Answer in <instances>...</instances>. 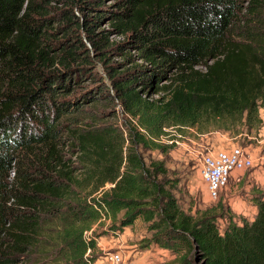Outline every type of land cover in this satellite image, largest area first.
I'll list each match as a JSON object with an SVG mask.
<instances>
[{"label": "trees", "instance_id": "obj_1", "mask_svg": "<svg viewBox=\"0 0 264 264\" xmlns=\"http://www.w3.org/2000/svg\"><path fill=\"white\" fill-rule=\"evenodd\" d=\"M263 106L264 0H0V264H91L95 225L140 219L163 264H264V193L221 229L222 204L186 212L144 156L175 148L169 129L258 132Z\"/></svg>", "mask_w": 264, "mask_h": 264}, {"label": "rangeland", "instance_id": "obj_2", "mask_svg": "<svg viewBox=\"0 0 264 264\" xmlns=\"http://www.w3.org/2000/svg\"><path fill=\"white\" fill-rule=\"evenodd\" d=\"M101 32L109 34L111 42L117 43L122 40V37L110 33L111 25L108 22H102V26L97 29V33ZM82 37L84 42H87L84 34H82ZM100 56L96 52L92 54L94 60L91 68H93L95 76L106 83L110 89V93L114 94V90L111 88L107 76L108 70L105 65L100 62ZM108 57L110 58V61L108 62L110 65L124 63V59L119 55L111 53L108 54ZM99 110L106 113L115 111L117 117L113 122L125 125L126 117L124 116L121 107L118 105H101ZM260 113L263 115L262 118L264 120V110L260 109ZM263 128L264 125H262V129ZM191 130H189L185 136H182L175 129H169L168 137H177L174 141L175 148L167 156L159 151H144L145 159L147 163L151 160L165 162V165L169 170V179L175 181L177 184L174 193L177 196L180 205L186 212L197 215L199 212L205 211L206 209L217 208L220 210V205L222 204L225 209V217L220 218L218 223L221 229H225L227 226V217L232 215L229 202H222L221 197L217 201L209 198L207 184L204 182L200 174L201 159L204 154L217 153L219 151H231L235 148L248 149L250 148L251 143L255 142V134L257 133L253 131L249 134L245 129L241 130L242 133L239 135H235L231 132L216 131L212 132L215 133L213 136L201 138L197 136L196 130ZM213 137L215 138L213 139ZM262 151L264 152L263 149ZM255 163L254 160L253 168H255ZM248 171L245 172L246 175ZM195 176H197L196 182H194ZM191 189L193 190V194H190ZM100 223L102 224L95 225L93 230L95 231L94 233H97V235L100 236L95 238L97 250L95 252L91 251L88 255L89 258H93V255L94 257L96 255L95 261L91 264H108L105 259L107 253L117 250L131 251L141 264H163L176 258V255H173L170 251L168 254H163L162 248L156 245L146 246V241L151 238L152 233L148 231L147 223L141 219L133 226L127 227L122 232H117L116 234L109 230L111 221L102 220ZM93 237V233L87 234L88 239Z\"/></svg>", "mask_w": 264, "mask_h": 264}, {"label": "built area", "instance_id": "obj_3", "mask_svg": "<svg viewBox=\"0 0 264 264\" xmlns=\"http://www.w3.org/2000/svg\"><path fill=\"white\" fill-rule=\"evenodd\" d=\"M260 109L264 110V106ZM262 116L261 114L264 125ZM253 167L254 159L248 149L235 148L231 151L204 154L201 159L200 174L207 184L209 198L214 201L219 200L223 192L229 188L234 173L246 172ZM240 181L241 179L238 178L237 182ZM105 259L108 264H141L131 251H112L107 253Z\"/></svg>", "mask_w": 264, "mask_h": 264}, {"label": "crops", "instance_id": "obj_4", "mask_svg": "<svg viewBox=\"0 0 264 264\" xmlns=\"http://www.w3.org/2000/svg\"><path fill=\"white\" fill-rule=\"evenodd\" d=\"M256 133L255 142L251 143L250 148H248L256 162L255 168L249 170L247 175L245 172L234 173L230 187L221 195L222 202H229L231 214L235 219L245 218L253 221L258 213L254 197L259 193H264V152L262 151V149L264 150V128L261 127ZM213 135L215 133L200 135L199 137ZM196 178L197 176H195L194 182H196ZM238 178L241 179L240 182H237ZM190 194H193L192 189ZM162 251L163 254L169 253L168 250L162 249Z\"/></svg>", "mask_w": 264, "mask_h": 264}]
</instances>
